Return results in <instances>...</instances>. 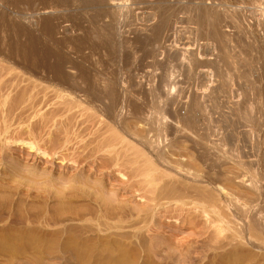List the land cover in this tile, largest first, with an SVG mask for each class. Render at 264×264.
<instances>
[{"label": "rangeland", "instance_id": "374dc122", "mask_svg": "<svg viewBox=\"0 0 264 264\" xmlns=\"http://www.w3.org/2000/svg\"><path fill=\"white\" fill-rule=\"evenodd\" d=\"M3 59L14 71L0 101L17 110L8 123L0 116V264H264L263 248L227 246L229 232L214 239L208 217L194 211L171 210L157 236L134 237L106 230L100 208L102 189L103 200L142 206L106 160L128 167L145 153L172 184L206 186L229 223L237 198L229 195L255 191L243 209L264 229V0H0ZM55 68L74 91L54 82ZM84 70L98 89L78 79ZM14 140L48 157L5 145ZM180 161L192 166L188 175ZM93 189L99 204L83 193Z\"/></svg>", "mask_w": 264, "mask_h": 264}, {"label": "bare ground", "instance_id": "6f19581e", "mask_svg": "<svg viewBox=\"0 0 264 264\" xmlns=\"http://www.w3.org/2000/svg\"><path fill=\"white\" fill-rule=\"evenodd\" d=\"M82 0H74V3L76 4V3H79V2H81ZM126 22V21H125ZM128 22H129V20H128ZM126 24H129V23H126ZM124 25V24H123ZM46 27H47V25H45ZM44 26V27H45ZM125 26V25H124ZM49 27V26H48ZM129 27V26H128ZM168 26L166 25V26H163L162 25V27H161V30H165L166 28H167ZM130 28H131V24H130ZM44 29H47V28H44ZM48 30V29H47ZM47 30H45V31H47ZM104 30L106 31V32H110L112 29H110V26L109 27H106V28H104ZM104 31V36H105V34H106V32ZM163 32V31H162ZM107 35V34H106ZM156 35V37H158V36H160V33H156L155 34ZM6 59V58H5ZM7 60V59H6ZM6 60H0V62L1 61H6ZM5 64V63H4ZM71 69L72 70H74L75 69V65H71ZM14 70H13V68H11V66H9V67H7V65H6V67L4 66V65H1L0 64V94H2L3 92H5L6 93V89H9V91H10V86H12L13 84H11L12 83V79H11V73L13 72ZM52 71H54V75L55 74H57V76L55 75V81L54 82H57L58 83V85H62L63 87H65V89H69L70 88V86H69V82H67V79H66V77H65V75H64V73L63 72H60L59 71V69L58 68H55V69H52ZM79 73V75H77V76H79L78 77V79H80L82 82L84 81V83H85V85L90 89V91L92 90V89H95L96 87H97V85H99V83L97 82L96 84L97 85H93V84H91V83H89V81H88V78H89V75H90V70H84V71H82V72H78ZM10 76V77H9ZM15 78V77H14ZM76 78V77H75ZM54 80V79H53ZM53 80H51V81H53ZM14 81V80H13ZM14 83V82H13ZM56 84V83H55ZM10 85V86H9ZM37 85V84H36ZM35 86V85H34ZM85 86V87H86ZM93 86V87H92ZM10 87V88H9ZM29 87V86H28ZM37 87V86H36ZM72 88H73V86H72ZM72 88H70V89H72ZM23 89V88H22ZM22 89H20L21 91H24V90H22ZM24 89H25V87H24ZM69 89V90H70ZM74 89V88H73ZM97 89H98V87H97ZM26 90V89H25ZM14 91V90H13ZM70 91H74V90H70ZM85 91V90H84ZM97 91V90H96ZM8 92V91H7ZM20 92V91H19ZM24 92H26V91H24ZM80 92V90L78 91V93ZM83 91H81V93H82ZM11 92H9V94H10ZM23 92H21L20 94H22ZM91 93V92H90ZM4 94V93H3ZM2 94V95H3ZM7 94V93H6ZM6 94H5V96H6ZM9 94H7V95H9ZM20 94L18 95V96H20ZM80 94V93H79ZM83 94V93H82ZM24 95V94H23ZM26 95V94H25ZM24 95V96H25ZM67 95V94H66ZM85 95H88L89 96V92L88 91H85L84 92V94L83 95H81L82 97L84 96L85 97ZM4 96V98H7V97H9V96H6L5 97ZM14 96V95H13ZM63 96V95H62ZM62 96H61V98H62ZM71 96V95H70ZM80 96V97H81ZM11 97V96H10ZM30 97V96H29ZM72 97L73 96H71V98H69V97H67V98H69V101H67L66 100V103L69 105V104H71V103H73V106H75V102H73V101H71V99H72ZM81 97V98H82ZM1 98H2V96H1ZM0 98V99H1ZM3 98V99H4ZM13 98V97H12ZM22 99H23V97H21ZM20 98V99H21ZM64 98H66V96L64 97ZM64 98H62L63 100H64ZM79 98V97H78ZM25 99V98H24ZM58 99H59V97H58ZM84 99H86V97L84 98ZM87 99H88V97H87ZM86 99V100H87ZM2 100V99H1ZM7 99H4V101H0V111H1V113H3V115L1 114L0 116H4V118H3V120H4V122L3 123H5V122H7V121H5V117H6V119L7 118H9L10 117V114L11 113H13V112H11L12 110L11 109H14V110H17V108L15 109L14 107H12V108H6V110H4V108L6 107V101ZM14 100V99H13ZM26 100V99H25ZM74 100V99H73ZM98 100V99H97ZM9 101V100H8ZM15 101V100H14ZM21 101V100H20ZM90 101V100H89ZM16 102V101H15ZM18 102V101H17ZM90 102H92V101H90ZM98 102H100V101H98ZM8 103V102H7ZM20 103V102H19ZM18 103V104H19ZM66 104V105H67ZM8 105H9V103H8ZM7 105V106H8ZM72 105V104H71ZM78 105H80V104H78ZM78 105L76 104V106L78 107ZM20 106V105H19ZM75 106V107H76ZM88 106V105H87ZM11 107V106H10ZM72 107V106H71ZM80 107V106H79ZM105 107V106H104ZM19 108V107H18ZM73 108V107H72ZM107 108V107H106ZM109 108V107H108ZM106 109V110H110V109ZM32 109V108H31ZM88 109V108H87ZM103 109V108H102ZM33 110V109H32ZM86 110V109H85ZM105 110V111H106ZM22 111V110H21ZM69 111V110H68ZM70 111H71V108H70ZM103 111V110H102ZM65 112H66V110H65ZM107 112V111H106ZM105 112V113H106ZM4 113H5V115H4ZM21 114V113H20ZM23 114V113H22ZM80 114V113H79ZM85 114V113H84ZM82 115V114H81ZM96 115V114H95ZM18 116V115H17ZM23 116V115H22ZM21 116V117H22ZM22 119V118H21ZM101 121V120H100ZM8 123V122H7ZM99 123H101V122H99ZM103 123V122H102ZM11 124V123H10ZM9 125V124H8ZM94 125V124H93ZM5 126V125H4ZM7 126V125H6ZM121 126V125H120ZM119 127V126H118ZM114 128V127H113ZM111 130H112V128H110ZM115 130V129H114ZM114 130H113V133H114ZM116 131V130H115ZM21 136V135H20ZM118 136H119V133H118ZM115 138H113V140L114 139H116V137L117 136H114ZM119 138V137H118ZM12 139V138H11ZM121 139V138H120ZM5 140V139H4ZM110 140V139H109ZM112 140V142H114ZM117 140V139H116ZM119 140V139H118ZM117 140V141H118ZM122 140V139H121ZM116 141V142H117ZM109 142V141H108ZM107 142V143H108ZM111 142V141H110ZM111 142V143H112ZM120 142V141H119ZM122 142V141H121ZM103 143V142H102ZM115 143V142H114ZM6 144H9V145H11V144H15V145H19V146H29V148L31 149V152H38V153H40L41 155H43V156H46V157H48V154H47V152L45 151V150H41V149H37V147L35 146V144H33L32 142H29V141H25V140H14V141H7V142H5V145ZM116 145H118L117 143H115ZM115 144H113L114 146H115ZM142 145V144H141ZM114 146H112V147H114ZM39 147V146H38ZM103 147H105L104 145L101 147L102 149H104ZM112 147H110V144L108 145H106V149H109V151H110V148H112ZM43 149V148H42ZM113 150H114V148H112ZM112 149H111V152H109L108 153V156L107 157H109V154H112L113 152H112ZM133 149V148H132ZM48 150V149H47ZM79 150V149H78ZM85 150V149H84ZM96 151V150H95ZM97 151H100V150H97ZM102 151V150H101ZM137 151H139V150H137ZM141 151V150H140ZM117 152V151H116ZM143 152V151H142ZM146 152V151H145ZM86 153V152H85ZM137 152H135V154H136ZM138 153H140V152H138ZM158 153V152H157ZM162 153V152H161ZM175 153V152H174ZM173 153V154H174ZM104 154V153H103ZM114 154H117V153H114ZM144 154V155H143ZM143 154H139V156L140 157H142L143 156V158H142V160L144 161L143 162V167H142V165H141V167H138L139 166V164L137 165V159L139 158V156H138V158L135 160V161H130L131 163H129V164H127L126 162L124 163V164H126V165H130V166H124L123 164H121L119 161H121L120 160V158L118 159V160H112L113 158V156H111L110 157V159L108 160V158H107V160H108V162H107V160H106V163L108 164V165H106V167L108 166H110V168L112 167L113 169H114V172L115 173H117V174H119L120 176H122L121 178H124L125 179V181L123 182V184H124V187H125V189H128V190H131L132 191V189H134L133 190V192H134V194L135 193H139V195H140V197L143 199V201H144V203L142 204V206L140 207V208H138L137 210H133V209H131V210H128V209H126L125 207H123V206H121V205H123V203H120L121 205H119V202L117 201V203H118V205H116V204H114L112 201L110 202L109 200L108 201H106V200H103L104 199V195H103V189L101 190L102 191V196H103V198H102V205H100V208H102V220H103V222H102V224H103V226L106 228V230H116L117 232H119V236L121 235V236H129V234H133V236L134 235H139L140 233L139 232H143V230H144V232L146 233V234H149V233H151L152 232V234L153 233H155V236H157L158 234H157V232H158V230H156L157 228L155 227L156 226V223L159 221V218L161 217V215H163V217H166L168 220L170 219V220H173V217L171 216V217H169L170 215H169V212L172 210V211H175V212H177V211H180V213H183V211L184 212H193L194 211V213H199V214H201V215H204V216H206V217H208L207 219L209 220V223H210V226L212 225L213 226V229H214V232H215V235H216V237L217 238H214V239H218L219 237H225V236H223L222 234L223 233H228L229 232V235L228 236H226L224 239H228L227 241H228V245L227 246H232V247H237V246H241V245H243V246H246V247H248L247 245H253V246H255L256 248H260L261 250H262V248L264 249V229H263V227H262V224H260L261 222H259V221H257V219H254V218H252V216H250L251 214L249 213V212H247V211H245V210H247V209H243V208H246L245 206H247L248 204L250 205L251 203L253 204L255 201V199L253 200V199H251V198H249V196L250 197H252L254 194V192L255 191H251V192H248V193H246V195L245 194H243L242 195V197L244 196V198H240V196L238 197L237 196V194L236 193H234V194H236V196H232L233 194L232 193H230V194H232V195H229V196H231V197H237V198H232L233 200H235V207H232V208H235V214H234V216L233 215H231L234 219H232V221L230 220V223L229 222H227L226 220V216H224L225 214L221 211V209L219 208V206L217 205L218 203L217 202H215V201H217V200H215V199H217L218 197L217 196H215V197H217V198H213V195H212V191H209L211 194H210V196H209V194L208 195H205V194H207L208 193V191H207V187L206 186H203V187H205V188H202V187H192L191 185V187H189V186H186V185H184L183 183L185 182H183L182 184H172V181H173V179L171 180V179H168V178H170L169 177V173H167V171L165 170V171H160L159 170V168H157V166H156V164H155V161H154V158L152 159V157L151 156H147L145 153H143ZM148 154V153H147ZM169 154H171V153H169ZM176 154H178L177 152H176ZM88 155V154H87ZM104 155H107V154H104ZM113 155V154H112ZM138 155V154H137ZM158 155V154H157ZM166 155V154H165ZM103 156V155H102ZM116 156V155H115ZM120 155L118 154V156L117 157H119ZM156 156V155H155ZM167 156V155H166ZM169 156H171V155H169ZM168 156V157H169ZM183 155H181V157H182ZM51 157V156H50ZM73 157V156H72ZM85 157H86V155H85ZM91 157V156H90ZM121 157V156H120ZM144 157H145V159H144ZM147 157V158H146ZM168 157L166 158L165 156H164V153H162V154H159L158 156H157V160L158 161H160V163H161V161H167V160H165V159H168ZM179 157V156H178ZM188 157V156H187ZM67 158V157H66ZM65 158V159H66ZM69 158V157H68ZM75 158V157H74ZM81 158V157H80ZM122 158V157H121ZM173 158V157H172ZM64 159V160H65ZM84 159H86V158H84ZM103 157H96V162H97V165L99 166V168L101 167V165L102 166H105V159H103L104 160V162H103ZM114 159H116V158H114ZM188 159V158H187ZM76 160V159H75ZM80 160V159H79ZM87 160V159H86ZM171 160H173V159H171ZM70 161V160H69ZM111 161V162H110ZM168 161L170 162V160L168 159ZM179 161V160H178ZM178 161H177V163H178ZM71 162H73L74 163V161H72L71 160ZM141 163H142V161H140ZM157 162V161H156ZM165 162H164V165H165ZM176 162V161H175ZM183 161H180V163H179V165L177 164V163H174V164H176L177 165V170L179 169V171H181V172H189V170L187 169L188 167H186V166H189L188 164H186V166H185V163L187 162V161H185V163H184V165H183V163H182ZM77 163V162H76ZM85 163V162H84ZM113 163V164H112ZM158 163V162H157ZM159 163V164H160ZM168 162H166V165H168L167 164ZM171 163V162H170ZM191 163V162H190ZM193 163V162H192ZM104 164V165H103ZM110 164V165H109ZM158 164V165H159ZM163 164V163H162ZM173 164V165H174ZM196 164V163H195ZM134 165H136V166H134ZM170 165V164H169ZM89 166V165H88ZM191 166V165H190ZM189 166V167H190ZM173 167V166H172ZM186 167V168H185ZM192 167V166H191ZM190 167V168H191ZM91 168V167H90ZM176 168V167H175ZM185 168V169H184ZM194 168V167H193ZM92 169V168H91ZM112 169V170H113ZM166 169V168H165ZM187 169V170H186ZM195 169H197V167L195 168ZM18 170V169H17ZM124 170H125V172H124ZM128 170V173L126 172ZM173 170V169H172ZM191 171V170H190ZM113 172V171H112ZM166 172V173H165ZM184 172V173H185ZM198 172V171H197ZM185 174H187V173H185ZM191 174V173H190ZM189 174V175H190ZM171 175V174H170ZM188 175V174H187ZM193 176H194V174H192ZM117 176V175H116ZM174 176V175H173ZM180 176H181V174H180ZM199 177V176H198ZM179 178V177H178ZM167 179V180H166ZM180 179V178H179ZM170 180V181H169ZM181 180V179H180ZM209 180V179H208ZM207 180V181H208ZM120 181H122V180H120ZM217 181V180H216ZM242 182L244 181V179H242L241 180ZM11 182V181H10ZM19 182V181H18ZM29 182V181H28ZM73 182V181H72ZM169 182H171V183H169ZM174 182H175V180H174ZM173 182V183H174ZM177 182V181H176ZM175 182V183H176ZM31 183V182H30ZM77 183V182H76ZM185 183H187V182H185ZM28 184V183H27ZM215 184V183H214ZM120 185V184H119ZM221 186V185H220ZM254 186V185H253ZM25 187V186H24ZM31 187V186H30ZM71 188H74V187H71ZM82 188V187H81ZM92 188H94V187H92ZM91 188V189H92ZM123 188V187H122ZM218 188H219V186H218ZM246 188V187H245ZM252 188V187H251ZM257 188V187H256ZM255 188V189H256ZM69 189H70V187H69ZM78 189V188H77ZM77 189H74V190H77ZM97 189V188H96ZM94 190L93 192H90V191H84L83 193L89 198V200L91 199L92 201H94L96 204H99L98 203V200L99 199H101V198H99L100 197V192H98L97 190ZM100 189V188H99ZM220 189H221V193H223V191L225 190V188L224 187H220ZM220 189H219V191H220ZM227 189V188H226ZM254 189V190H255ZM83 190V189H82ZM117 190V189H116ZM245 190H247V189H245ZM253 190V189H252ZM80 191V190H79ZM121 191V190H120ZM123 191V190H122ZM125 191V190H124ZM189 191H191L190 193H191V195H189L190 193H189ZM218 191V192H219ZM226 191V190H225ZM224 191V193H226L225 195H227V192H225ZM244 191V190H243ZM49 192V191H48ZM47 192V193H48ZM71 192V191H70ZM82 192V191H81ZM97 192L99 193V197H98V194H97ZM193 192H195L194 194H193ZM253 192V193H252ZM63 193V192H62ZM189 193V194H188ZM213 193H214V191H213ZM249 193H252L253 195L251 196V195H249ZM58 194V193H57ZM83 194V195H84ZM132 194V193H131ZM193 194V195H192ZM240 194V193H239ZM249 196H248V195ZM256 194V193H255ZM259 194V193H258ZM216 195V194H215ZM218 195V194H217ZM59 196V195H58ZM209 196V197H208ZM69 197V196H68ZM231 197H229L230 199H231ZM254 197H256V196H253V198ZM58 198V197H57ZM81 198V197H80ZM86 198V197H85ZM240 198V199H239ZM258 198V197H257ZM256 198V199H257ZM67 199V198H66ZM70 199V198H69ZM229 199V200H230ZM259 199V198H258ZM240 200H241V202H242V200H244L243 201V207H241L238 203H240ZM60 201V200H59ZM113 201H115V200H113ZM232 201V200H231ZM91 202V201H90ZM100 202V201H99ZM232 202H234V201H232ZM231 202V204H234V203H232ZM217 203V204H216ZM124 204H126V203H124ZM221 204V203H220ZM241 204V203H240ZM93 205V204H92ZM233 206V205H232ZM252 206V205H251ZM130 207V206H129ZM250 207V206H249ZM249 207H248V209H249ZM133 208V207H132ZM135 208V207H134ZM257 208V207H256ZM252 209V208H251ZM251 209H249V211L251 212ZM259 210L261 211V209L259 208ZM257 211V210H256ZM253 212V211H252ZM250 215H249V214ZM169 215V216H165V215ZM177 214V213H176ZM231 214H233V213H231ZM183 215V214H182ZM195 215V214H194ZM230 215V214H229ZM249 215V216H248ZM253 215V214H252ZM99 216V215H98ZM196 216V215H195ZM230 216V217H231ZM231 217V218H232ZM174 218H175V216H174ZM178 217H176V219H177ZM260 218V217H259ZM87 219V218H86ZM107 219H109L110 220V222H106V220ZM174 220L175 222L176 221H178V220ZM224 219H225V221L227 222L226 223V225L224 226V224H223V222H224ZM108 220V221H109ZM234 220V221H233ZM247 220V221H246ZM239 221L241 222V223H239ZM245 222H247V223H245ZM264 223V222H263ZM223 224V225H222ZM102 226V225H101ZM154 228H156V229H154ZM212 229V230H213ZM113 233V232H112ZM225 233V234H226ZM115 234V233H114ZM113 234V235H114ZM118 234V233H117ZM128 234V235H127ZM224 234V235H225ZM112 235V236H113ZM110 236V235H109ZM131 236V235H130ZM141 236H142V233H141ZM146 236H148V235H146ZM151 236V235H150ZM150 236H148L149 238H150ZM135 237V236H134ZM160 237V236H159ZM121 238V237H120ZM126 238V237H125ZM133 238V237H132ZM131 238V239H132ZM151 238H152V236H151ZM223 239V240H224ZM219 240V239H218ZM161 242V241H160ZM216 242V241H215ZM156 243H157V241H156ZM159 244V243H158ZM227 244V243H226ZM155 245V244H154ZM153 247V246H152ZM159 247V246H158ZM251 248V247H250ZM155 249H157V248H155ZM233 250V249H232Z\"/></svg>", "mask_w": 264, "mask_h": 264}]
</instances>
